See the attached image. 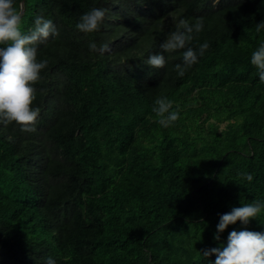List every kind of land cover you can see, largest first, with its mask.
<instances>
[{
	"label": "trees",
	"instance_id": "1",
	"mask_svg": "<svg viewBox=\"0 0 264 264\" xmlns=\"http://www.w3.org/2000/svg\"><path fill=\"white\" fill-rule=\"evenodd\" d=\"M21 2L23 34L42 16L59 35L37 45L48 64L33 85L35 131L0 122V264H214L201 250L232 230L264 232L261 209L214 239L220 215L264 202V83L251 64L264 0ZM93 8L108 9L104 22L82 33ZM200 18L186 46L197 61L178 76L186 49L160 44ZM157 53L163 68L146 64ZM161 97L179 113L168 127L152 111Z\"/></svg>",
	"mask_w": 264,
	"mask_h": 264
},
{
	"label": "clouds",
	"instance_id": "2",
	"mask_svg": "<svg viewBox=\"0 0 264 264\" xmlns=\"http://www.w3.org/2000/svg\"><path fill=\"white\" fill-rule=\"evenodd\" d=\"M108 9L93 8L81 15L76 28L82 33L99 31L104 22ZM175 19V18H173ZM203 19H197L190 24L185 19H179L175 31L160 44L162 53L186 49L182 53V63H177L174 70L178 76H183L188 68L197 61V52L186 47L193 39L192 33L203 30ZM264 29V21L256 25V31ZM59 32L51 19L42 16L36 17L34 28L28 33L21 31V12L14 7L13 0H0V122L8 125L15 122L22 131L33 132L38 120L40 109L33 108L36 89L33 87L40 80V72L48 61H37V45L48 40L50 36H58ZM209 47L207 42L199 46V55H203ZM92 51L100 54L111 51L110 45L105 43L99 48L92 42L89 44ZM162 53L148 56L146 64L154 68H163L167 63ZM251 64L259 72V80L264 83V42L252 53ZM172 102L166 97L157 98L152 111L159 118L158 123L168 127L179 118V113L170 111ZM242 177L249 182L253 179L251 174L242 173ZM264 209V202L255 201L240 207H233L230 212L220 215L216 225L214 239L219 240V233L229 225L240 221L248 225L250 219H256ZM203 257L215 254L214 264H264V232L232 230L227 236V243L222 247L201 250ZM46 264H56L49 257Z\"/></svg>",
	"mask_w": 264,
	"mask_h": 264
},
{
	"label": "water",
	"instance_id": "3",
	"mask_svg": "<svg viewBox=\"0 0 264 264\" xmlns=\"http://www.w3.org/2000/svg\"><path fill=\"white\" fill-rule=\"evenodd\" d=\"M22 10H23V3L21 2L20 3V12H22Z\"/></svg>",
	"mask_w": 264,
	"mask_h": 264
}]
</instances>
